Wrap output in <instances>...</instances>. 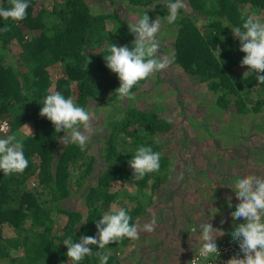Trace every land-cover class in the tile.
Wrapping results in <instances>:
<instances>
[{
  "label": "trees",
  "instance_id": "trees-1",
  "mask_svg": "<svg viewBox=\"0 0 264 264\" xmlns=\"http://www.w3.org/2000/svg\"><path fill=\"white\" fill-rule=\"evenodd\" d=\"M110 1V10L103 11L89 0H29L23 21L0 18V121L10 124L0 138L22 137L29 161L22 174L0 171V264H72L63 244L66 238L78 243L82 236H96V223L114 204L136 224L171 174L172 158L160 141L173 126L171 115L161 105L147 109L126 99L121 102L115 92L118 76L103 59L109 45L130 47L134 40L119 3ZM126 2L144 9L156 0ZM186 2L189 9H181L173 23V60L212 89L218 107L260 112L264 84L258 83L257 73L239 66L245 54L225 24L242 26V17L249 15L264 22V0ZM8 6L9 0H0V7ZM156 8L161 17L168 15L164 0ZM5 25L11 30L3 31ZM52 92L71 97L89 112L94 104L115 107L116 113L104 119L99 163L90 142L85 151L76 144H61L64 133H55L52 122L40 115L43 99ZM24 125L31 126L32 135ZM141 145L161 153L160 169L137 180L128 161ZM129 185L135 191L130 192ZM76 192L83 196V207L66 203ZM8 228L13 233L7 234ZM132 242L136 240L124 238L101 250L109 254L107 264H123L122 254ZM89 247L94 253L99 250ZM80 264H100L99 257L93 254Z\"/></svg>",
  "mask_w": 264,
  "mask_h": 264
},
{
  "label": "rangeland",
  "instance_id": "rangeland-1",
  "mask_svg": "<svg viewBox=\"0 0 264 264\" xmlns=\"http://www.w3.org/2000/svg\"><path fill=\"white\" fill-rule=\"evenodd\" d=\"M89 1L96 3L103 11H109L112 7L110 0ZM116 1L126 21L138 18L144 11L150 17V22L157 16L161 17L156 7L138 9L126 0ZM186 9H189L188 4ZM174 28L173 24L162 20L158 33L160 53L170 58ZM14 49L16 51L19 47L14 46ZM57 67H60V63ZM126 100L147 109L159 105L165 107V111L171 115L173 126L160 136V141L172 158L171 174L155 191L148 212L139 217L136 223L143 226L155 217V230L140 231L139 239L125 247L123 264H187L191 254L202 244L200 223H211L213 228L226 235L234 232L235 226L244 220L240 218L234 221L230 215L240 202L232 188L237 178L250 174L264 177V108L258 113L245 114L232 107H218L212 89L174 60L168 69L148 79L134 93V99ZM90 112L93 113L97 131L89 142L98 155L99 163L101 135L105 132L106 124L104 119L116 113V109L112 104H94ZM23 130L28 132L25 126ZM128 189L133 192L135 186L129 185ZM227 197L232 198L231 208L228 207ZM66 203L83 207V196L76 192ZM56 218L61 220L59 215ZM222 220L225 221L223 224ZM10 233L13 230L8 228L7 234Z\"/></svg>",
  "mask_w": 264,
  "mask_h": 264
},
{
  "label": "clouds",
  "instance_id": "clouds-1",
  "mask_svg": "<svg viewBox=\"0 0 264 264\" xmlns=\"http://www.w3.org/2000/svg\"><path fill=\"white\" fill-rule=\"evenodd\" d=\"M161 0L152 4L154 9ZM168 15L161 18L156 17L150 22V17L143 12L138 18L128 21V31L134 35V40L128 45L117 46L111 44L107 48L108 54L103 57L106 67L118 76L120 86L115 90L121 100L134 99L132 89L141 81H147L156 73L164 71L173 63L168 55L160 53L158 33L162 28V20L173 24L179 16L181 9H186V0H164ZM29 0H9L7 8L0 7V18L13 22L23 21L27 16ZM242 26L229 27L234 38L240 42V51L245 55L241 61L242 66H247L248 71L257 73V81L264 84V22L253 15L243 18ZM7 32L10 27L5 25L2 29ZM87 67V66H86ZM40 115L46 117L54 125L55 133L63 132L59 140L67 146L76 144L81 151L87 149L91 137L97 129L93 123V113L84 107L77 105L74 100L60 92L48 94L42 103ZM171 122V117H168ZM32 135L29 126L24 125ZM7 126L0 128L5 132ZM161 153L153 151L150 146L141 145L137 148L132 159L128 161L133 170L134 178L143 179L145 175L153 174L160 169ZM29 161L24 155L23 138L17 134L6 135L0 138V171L4 175L22 174L28 167ZM239 204L230 213L234 221L243 218L244 223L235 226L232 237L239 243V248L244 254L232 257L227 264H264V177L257 175H246L237 178L232 188ZM231 197H227L228 207L231 208ZM132 217L128 212L115 204L104 213L96 223L98 233L96 236H82L78 243L71 237L66 238L63 244L67 246L68 260L72 264H80L85 257L93 254L99 257L100 264H107L109 254L104 250L111 242H119L124 238L139 239L140 231L153 232L156 219L144 224H131ZM225 221H221L223 224ZM202 244L199 255L202 259L210 256H219L216 238L225 233L213 228L211 223L202 222L198 225ZM97 246L95 253L89 246Z\"/></svg>",
  "mask_w": 264,
  "mask_h": 264
},
{
  "label": "built area",
  "instance_id": "built-area-1",
  "mask_svg": "<svg viewBox=\"0 0 264 264\" xmlns=\"http://www.w3.org/2000/svg\"><path fill=\"white\" fill-rule=\"evenodd\" d=\"M5 125L7 126L6 131H8L10 128L9 121L7 119L1 120L0 128ZM216 244L219 249V256L217 258L215 256H210L207 259H202L199 255V247L191 254L187 264H227V261L234 256L239 255L240 258L244 257V254L239 248V243L233 240L232 234L221 236L216 240Z\"/></svg>",
  "mask_w": 264,
  "mask_h": 264
}]
</instances>
